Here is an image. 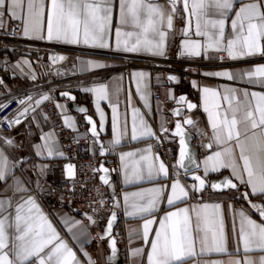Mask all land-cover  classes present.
<instances>
[{"label":"snow or ice","instance_id":"6c2138e0","mask_svg":"<svg viewBox=\"0 0 264 264\" xmlns=\"http://www.w3.org/2000/svg\"><path fill=\"white\" fill-rule=\"evenodd\" d=\"M191 8L189 10V4ZM239 7L236 9L237 4ZM26 4V10H25ZM189 12V30L191 28V16L196 17L195 35L205 37L202 43L200 40L185 39L181 55L189 57H200L207 55L208 59L223 60L222 55L212 56L226 52L231 60L245 59L253 56L264 57V0H167L166 5L159 4L156 0H119V20L120 26L116 29V50L128 53L148 52L154 56H166V38L168 32L165 30L173 28V17L181 10ZM45 0H0V29L4 28V17L7 14L11 19L22 22V34L26 38L47 39L48 41L63 42L67 44L90 45L98 48H109L108 37L113 18V0H51L50 9L47 16L45 35ZM231 19V36L226 37V23ZM210 16L218 18H209ZM131 26L134 30L122 31V28ZM15 35V31L11 32ZM123 37V39H121ZM65 57H53V60H64ZM23 64L31 67L30 62L25 60ZM15 67L23 72L20 65ZM109 65L88 60L81 63L84 71L89 69H103ZM204 76L222 77L227 80L246 81L248 84L264 89V64L254 69H241L234 73L232 71H209L203 72ZM137 78V91L141 92V99L147 106L148 93L141 90L140 80L147 77L144 71H136L131 74ZM35 80V75L32 76ZM170 81H178V77L171 75ZM3 80H0V84ZM196 85V82H192ZM84 91L95 93L97 100V110L99 101L108 99L109 91L107 85L100 84ZM203 107L208 113L211 124V142L206 145L213 149L216 145L220 150H216L212 155L206 157L204 161L205 176L211 172H220L222 169H230L231 176L225 177L219 182L207 183L205 178L195 176L198 186L194 183L190 189H186L178 178L170 184V194L165 195L169 186L161 185L159 188L145 189L139 192L125 193L123 197L124 205H129L131 200V211L125 207L129 216H139L144 220L142 238L148 242L150 229L153 224H157L154 218L159 211L158 205L166 202L167 205L175 206L177 201H185L190 198V191L195 194L203 191L206 187L212 189L235 190L239 193V198L248 201L251 208L258 212L259 217L264 218V205L252 203L250 197H257L264 200V91H249L247 88L236 89L225 87L223 92L210 87H203ZM68 97V92L61 93ZM175 98V97H173ZM32 97L29 96L28 100ZM50 97L45 94L42 100ZM75 99V97H71ZM41 99L36 100L39 105ZM221 101L226 102V107ZM179 103L187 105L188 109H194L195 104L187 101L185 96H180ZM21 105L26 104L25 99H20ZM8 105H0V110H4ZM60 107V105H57ZM34 110V109H33ZM29 108L26 106L20 113L26 116ZM86 112L84 108L79 109ZM116 111V106H113ZM101 120L104 113L101 111ZM176 115H180V110L176 109ZM115 120V116L113 117ZM135 119V118H134ZM67 122V118H66ZM91 124L93 136H98L96 123L88 117ZM3 123L9 126L21 123L19 117L9 120L7 117ZM126 123V121H125ZM184 123L195 127V122L186 118ZM141 135L155 136V132L141 118ZM71 126V125H70ZM168 131L166 128L163 129ZM204 133L201 132V135ZM175 135L180 137L179 167L184 169L185 174L189 168L185 165V159L190 160L199 169L195 157L189 154L188 145L185 140L183 125L177 121ZM49 137H42L43 145H36L37 155L40 150H46L48 156L53 155V148ZM123 132L117 128L116 135L110 141V149H115L121 144ZM4 143L13 146L14 141L10 138H3ZM131 139H137V127L135 122L132 126ZM238 150V151H237ZM103 152V146H101ZM151 152V148L145 149ZM63 156V153H58ZM136 152H127L121 155V160L126 157H135ZM141 161L146 162L145 168L141 167ZM242 161V166L239 163ZM9 160L0 148V182H5L12 175L9 168ZM105 173L108 169H103ZM44 173V166L41 167V174ZM246 173V176H245ZM67 174L74 177V165H67ZM163 174L169 175L168 168L163 162L157 166L153 158L148 155H141L139 160H134L131 164L125 163L124 175L126 183H134L144 179H154ZM104 184L109 181L101 177ZM235 181V182H234ZM240 185H244L248 190L241 192ZM39 187V184H37ZM15 194L20 195L15 206V214L9 211L13 207L11 198L0 199V264H79L74 252L64 241L56 228L42 212L37 204L36 198L31 195L30 190L17 181ZM233 199L237 197L233 196ZM103 205V200L98 201ZM119 201H114V206H119ZM222 205L201 204L198 207L192 206L177 208L176 211H166L158 222V230L154 234V240L150 243V253L147 255V264H188L189 258L198 255L197 244H199L200 255L223 254L229 257L241 255L240 242L243 245L242 259L230 258L227 261L209 260L205 264H264V219L260 222L250 218L245 210H234L233 231L235 232V217H240L239 238L234 251L228 249V236L220 209ZM211 209V211H210ZM95 211V210H94ZM194 213V216L192 215ZM86 218L93 224L96 221L92 216L85 213ZM153 218H148V217ZM113 212L107 223L106 233L111 236L113 221L116 220ZM65 226L69 232L82 224L74 218H66ZM83 229L79 234L73 233V237L79 239L86 236ZM101 236L100 239H104ZM261 253L258 260L249 257V253ZM116 240L111 239V255L107 258L109 262L116 256ZM88 256L87 253H84ZM135 255H143V249H136ZM88 264H95V261L88 258Z\"/></svg>","mask_w":264,"mask_h":264},{"label":"crops","instance_id":"0c3cea01","mask_svg":"<svg viewBox=\"0 0 264 264\" xmlns=\"http://www.w3.org/2000/svg\"><path fill=\"white\" fill-rule=\"evenodd\" d=\"M159 4L166 5L167 0H156ZM247 2V0H245ZM51 0H45V35H46V24L47 16L50 9ZM114 11L113 18L111 21V28L108 37L109 48H98L92 47L90 45L81 44H67L63 42L48 41L47 39H35L37 41H45L49 47V54L45 56V61L42 62L38 59L36 54H22L11 62V72L21 78L20 86L22 88L28 86L32 81V76L35 75L36 81H49V83L54 84L57 79H61L63 82H67V86L61 91L68 92V98L75 97L71 99L69 105H65L63 102H60L59 110L62 114L63 120L67 127L77 132L80 138H92L96 139L91 135L90 125L84 118V114L79 111L82 107L86 106L89 109V114L92 115L97 124V131L101 134V139L103 141V152L100 151L102 155V160L104 157L115 155L118 162V169L116 171H111L109 174V168L104 165V162L101 161L99 164L100 175L107 178L110 177L111 180L115 183L116 195L118 197L119 206L123 211V216L116 214V220L113 221L112 235L116 237L117 228L123 229L127 242L129 245L130 253V264H147V255L150 253V243L154 240V234L158 230V222L166 213V211H176L177 208L188 207L191 209L192 206H199L201 204H216L220 203L222 205L220 214L223 217L225 231L228 236V249L229 251H234L237 247V242L239 238V227H240V217L236 215L235 217V232L233 231V212L234 210L243 209L247 214L250 215V218L260 222L262 219L259 217L258 212L254 211L248 201L244 199H238L239 193L235 190H231L224 193H214L211 190L197 191L193 194L190 191V198L185 201H177L175 206H169L166 202L158 205L159 211L155 213V219L157 224H153L150 229L148 242H145L142 238L143 233V223L144 220L139 216L135 218L129 216L125 211V207L128 208V211H131V200L129 198V205L125 206L123 202V197L125 193L139 192L145 189L159 188L161 185L169 186L168 192L165 195L170 194V184L174 182V179L178 178L182 185L186 189H190L191 186L195 183L187 179L185 173L181 172L178 169H173L165 159L159 155L153 146V139L155 136H146L141 135L140 129L141 124L140 120L143 118L147 125L155 132L157 130H162L168 128L170 133H175V127L177 121H180L181 124L186 127L189 131L195 133L199 129H204L211 142L212 130L211 124L209 121L208 113L204 111L203 107V87L207 86L213 89H217L223 92L225 87L244 89L247 88L249 91H264V89L259 88L258 86H253L248 84L246 81L240 80H227L222 77H208L204 76L203 72L209 71H232L234 73L240 71L241 69H254L255 67L264 64V57L262 56H253L245 59L232 60V64L215 67V68H205L201 73L200 79L197 81L199 86V107L190 109L189 111H184V109L179 108L180 115L174 117L170 123L166 119V106L162 103L155 101L153 98L152 92V74L151 70L147 66L134 64L132 66L126 65L125 59L127 58H157L160 56H154L148 52H138V53H128L123 51L116 50V29L120 26L119 20V0H113ZM239 3L236 6V9L239 7ZM183 14V20L180 25H177V16L173 17V28L165 30L168 32L166 38V52L170 47V41L173 35L178 34L180 43L183 46V41L185 39L200 40L202 43L206 40L205 37H198L195 33V23L196 17L191 16V28L189 30V12L182 10V5L178 6ZM191 8V3L189 4V10ZM26 10V4H25ZM209 18H218L210 16ZM234 18V13L230 15L227 23L225 34L226 37L231 36L230 22ZM19 22L21 27H23L22 22L19 20L11 19L7 14L4 17V28L0 30H5L9 27V24L12 22ZM134 30L131 26L122 28V31H132ZM34 39V38H33ZM123 39V37H121ZM212 56H217L215 52L210 53ZM65 57L64 60H53V57ZM200 57H206L207 55H202ZM216 59V58H213ZM29 61L31 67L23 64V61ZM96 61L109 65V67L103 69H89L87 71L82 70L81 63L84 61ZM20 65L23 68V72L19 68L15 67ZM49 65L50 73H45L44 66ZM136 71H144L147 73L146 78L140 80V88L143 91L148 93L147 106L145 101L141 99V92L137 91V78L131 74ZM7 77L10 74H6ZM28 77L29 80L23 79V77ZM100 84L107 85L109 91L108 99L99 101V109L97 110V100L96 95L90 91H84L86 88H92ZM176 89H162L161 95L163 98L175 97L177 101L179 100V95H182L185 91V84L181 81L176 83ZM75 86V87H74ZM44 91L49 89V86L44 85L42 88ZM46 93L39 95L34 101V107L38 108L44 100L42 97ZM65 98V96H62ZM41 99L42 102L37 105L36 100ZM222 106L226 107V102L221 101ZM197 105V106H198ZM113 106H116V111H113ZM104 113L103 121L101 120L100 112ZM26 114V116L18 115L19 118L26 119L22 124L17 128L14 133L11 134H1L0 135V148L4 150L5 155L7 156L10 164L9 168L12 173L9 179L5 182H0V199L11 198L13 207L9 209L12 212L13 217L15 214V206L19 201L20 195L26 194H15V188L17 186V181L21 182L24 187L30 190L32 196L36 198L37 204L39 205L42 212L48 217V219L53 224V227L56 228L57 232L60 234L61 238L66 241L69 247L76 252L77 259L79 264H88V258L91 257L95 264H113L108 261V257L111 255V248L109 245V236L106 233V229L102 232H99L97 239H94L92 235V230L89 225L83 223L77 217L72 215L66 209L59 205H53L48 207L44 205L40 199L31 191V188L25 178V174L36 184L37 174L32 167V159L36 158L39 160L40 168L44 166L43 175L47 176L51 180H58L62 176V170L59 167H55L54 163H59L63 156L58 153H63L62 144L58 140L55 131L52 129L48 119L45 116L44 110L42 107L38 108L34 112ZM115 116V120L113 117ZM67 118V122H66ZM135 118V119H134ZM186 118H190L195 122V127L187 125L184 123ZM80 119L86 121L87 126L81 128L79 126ZM126 121V123H125ZM135 122L137 127V139H131L132 126ZM71 125V126H70ZM119 128L123 132V138L121 144L116 146L115 149H110V141H112L116 135V130ZM51 134L50 142L53 148V155L48 156L46 150L41 148L40 155H37L36 145H43L44 140L42 137H49ZM10 138L14 141L13 146H9L4 143L3 138ZM97 146L99 144L96 140ZM151 148V152H145V149ZM100 150V148H99ZM220 150L216 145L213 146V149H209L208 153L200 158L201 164L197 172L202 174L208 180L221 177L224 174H229L231 176L230 169H222L220 172H211L205 176L204 173V161L207 156L212 155L214 151ZM238 151V150H237ZM127 152H136L135 157H126L124 161L121 160V155ZM141 155H148L153 158V161L158 166L160 162H163L168 168L169 175L165 177L161 174L159 177L154 179H144L134 183H126L124 175V165L125 163L131 164L134 160H139ZM242 166V161H239ZM17 166V171L14 168ZM141 167L145 168L146 175V162L141 161ZM108 169V172L105 173L103 169ZM246 176V173H245ZM240 191L244 192L248 189L244 185H240ZM237 197L233 199L232 197ZM252 203L257 205H264V200L257 197H250ZM211 211V209H210ZM112 212V213H113ZM111 213V214H112ZM109 215V219L111 217ZM194 216V213H192ZM74 218L82 222L80 226L73 229V232H69L67 227L64 224L66 218ZM2 218V215H0ZM153 218V217H148ZM108 219V221H109ZM83 229L87 232L86 236H82L79 239L73 237V233L79 234L80 230ZM101 236H104V239H100ZM199 244H197L198 255L195 258H189L188 264H205L209 260H218V261H227L230 258L242 259L243 254V245L240 242V252L241 255L235 257H229L228 255L223 254H211V255H200L199 254ZM136 249H143V255H135ZM84 253H87L88 256H85ZM261 253L252 252L249 253V257L255 260H258Z\"/></svg>","mask_w":264,"mask_h":264},{"label":"built area","instance_id":"2783aa9c","mask_svg":"<svg viewBox=\"0 0 264 264\" xmlns=\"http://www.w3.org/2000/svg\"><path fill=\"white\" fill-rule=\"evenodd\" d=\"M182 20L183 14L180 12L177 16V25H180ZM12 31H15V35L11 34ZM48 49L49 47L45 41L24 37L19 22L14 21L9 24L7 29L0 30V80H3V83L0 84V105H8L4 110H0V135L14 133L26 119V117L19 118L21 123L9 126L3 123L6 117L9 120L16 119L26 106L30 110L29 113L40 107L43 108L46 118L62 144L64 156L59 163L53 164L62 170V176L56 181L49 179L41 174L39 160L33 158L32 167L38 175L37 182L35 184L34 180L32 181L26 174L25 178L31 191L44 205L50 207L57 204L63 207L83 223L89 225L94 239H97L99 232L106 229L109 215L114 210L119 216H123V211L114 206V199L110 194L108 184L103 183L99 170V164L103 161L107 168L111 171H116L118 169L116 156H106L102 160L103 157L97 146L96 139L80 138L76 131L66 126L57 105L63 102L68 106L71 102L70 98L61 97V91L67 86V82L57 79L54 84H51L47 80L43 82L33 80L28 86L22 88L20 86L21 78L11 72V62L20 55L33 53L37 55L40 61L44 62L45 56L50 52ZM182 50L183 46L180 43L179 35L175 34L171 38L170 47L165 57L125 59L127 67L137 64L147 66L151 70L153 98L166 106L165 115L168 123L178 116L174 114L176 109L182 107L184 111L190 110L186 104L179 103L175 98L162 97V89H176L177 84L168 80L169 76L180 77V81L185 84V91L182 95L187 98V101L199 107V86L197 81L200 79L203 69L232 64V60L228 58L226 52L218 54L224 57L223 60H220L181 55ZM44 68L45 73L49 74V65L45 64ZM7 73L10 74L9 77H7ZM23 79L29 80L27 76L23 77ZM193 81L196 82L195 86L192 83ZM44 85L49 86L47 91L42 89ZM43 93H46L50 99L44 100L42 105L35 108V99ZM29 96L32 97L31 100H28ZM22 98L26 100L25 105L19 103ZM79 126L85 128L87 126L86 121L80 119ZM166 129L168 130L166 132L163 129L156 131L153 146L155 151L176 170L178 169L177 137L173 136L168 128ZM201 132L204 134L201 135ZM194 135L193 144L199 149V157L203 158L209 151V148L206 147L209 142L208 134L204 129H199ZM68 164L74 165V177H69L67 174ZM14 170L17 171V166ZM37 184H39V187H37ZM238 199L241 198L238 197ZM100 200H103V205L98 203ZM85 213L92 216L96 223H91L86 218ZM116 233L121 264H130L129 245L126 235L121 228H117Z\"/></svg>","mask_w":264,"mask_h":264},{"label":"water","instance_id":"95a60500","mask_svg":"<svg viewBox=\"0 0 264 264\" xmlns=\"http://www.w3.org/2000/svg\"><path fill=\"white\" fill-rule=\"evenodd\" d=\"M176 77H178V81L180 82V80H181L180 77L179 76H176ZM172 82L173 83H179V82H176V81H172ZM82 108H84V109L87 110L86 112H81L82 114H84V116H85L84 118L86 119V121L88 122V117H91V119L95 122L94 117L89 114V109L86 106H84ZM89 125H90V132H91V135H92L91 124L89 123ZM96 128H97V124H96ZM183 128H184V132H185V140H186V143H187L188 149H189V154L192 155V156H194L196 163H198L200 165L201 164V160H200V157H199V149L193 144L195 135H194L193 132L189 131L186 127L183 126ZM171 134L173 136L177 137V143H178V147H177V165H178V168H179V170L181 172L185 173L184 172V169L183 168H180L179 167V164H178L179 154H180V147H181L180 146V137L177 136V135H175V133H171ZM94 137L96 138V140H97V142L99 144L100 151H101V146H103V141L101 139V134L98 132V136H94ZM184 163L190 169L189 172L186 175L187 179L190 180V181H192V182H195V184L197 186H198L199 182L194 180V177L195 176H201L202 178H205L207 183L219 182V181L223 180L225 177H230L229 174H224L221 177H215V178H212V179L208 180L202 174H200L199 172H197L198 169L196 168L195 164H193L190 160L185 159ZM109 174H111V170L110 169H109ZM101 177H103V175H101ZM106 179H108V181H109L108 187H109L111 196L113 197L114 201H118V197L116 195L115 183L111 180L110 177H107ZM207 183H206V187H205L204 190L208 189V190H211L214 193H224V192L230 191L228 189H222V190L212 189L211 187H208L207 186ZM111 239H115L116 240V248H117L116 256L112 259V262H113V264H121V257L119 255L120 249L117 246V239H116V237L114 235H112V229H111V236H110V239H109L110 248H111Z\"/></svg>","mask_w":264,"mask_h":264}]
</instances>
